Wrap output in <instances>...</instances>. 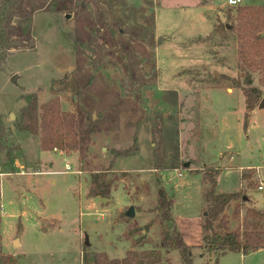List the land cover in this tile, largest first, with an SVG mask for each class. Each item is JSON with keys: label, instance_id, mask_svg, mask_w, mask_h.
<instances>
[{"label": "rangeland", "instance_id": "rangeland-1", "mask_svg": "<svg viewBox=\"0 0 264 264\" xmlns=\"http://www.w3.org/2000/svg\"><path fill=\"white\" fill-rule=\"evenodd\" d=\"M25 7L33 21L27 45L13 49L0 71V254L16 264H82L83 253L96 250L122 258L131 248L124 224L142 228L153 219L144 248L158 247L160 183L175 202L170 225L176 229V218L191 263L214 264L201 240L203 170L219 169L216 195L238 196L223 211L222 231L241 233L251 207L264 213L257 190L264 106L248 113L233 87L232 35L225 42L205 36L228 22L227 0H25ZM28 94L40 106L57 99L77 132L88 134L84 149L43 151L37 137L17 130ZM97 172L111 185L108 198L87 195ZM167 264H183L178 250ZM217 264H264V250L227 252Z\"/></svg>", "mask_w": 264, "mask_h": 264}, {"label": "trees", "instance_id": "trees-1", "mask_svg": "<svg viewBox=\"0 0 264 264\" xmlns=\"http://www.w3.org/2000/svg\"><path fill=\"white\" fill-rule=\"evenodd\" d=\"M226 17L228 22L217 21L206 40L218 34L225 42L229 39V35H232L237 46L239 70L233 87L240 89L244 94L245 110L249 113L262 100L259 89L252 86L253 75H257L259 83L264 86V4L232 7L228 10ZM32 26L33 21L25 7V0H0V71L13 49L25 48L27 43L24 42L23 35L28 33V30H32ZM24 99L26 106L20 110L17 130L37 137L39 147L43 151L58 150L69 154L84 149L89 141L88 134L81 136V132H77L74 116L63 111L57 99H50L41 106L38 105L35 94H28ZM160 127H156L155 134H160ZM2 128L0 122V131ZM218 172V168L203 170V179L208 184V190L204 192L208 214L201 225L202 248L216 255L214 264H217L219 256L227 252H239L246 255L264 249V213L253 207L245 211L241 233L222 231L223 211L238 196L235 193L232 195L214 193ZM89 183L88 197L108 198L111 185L106 181L104 173H91ZM157 198L158 213L156 215L164 223L163 230L160 231L161 239L158 249L142 251L133 249L145 243L147 234L154 224L155 219H153L142 228L129 227L126 230L124 237L131 240L132 250L127 251L124 258L109 259L104 252L94 254L84 252L82 264H162L161 249L166 252L178 250L182 263L192 264L190 246L183 242L179 231L171 225H166L167 222L172 223L170 213L174 202L160 183H158ZM0 264H16V259L0 254Z\"/></svg>", "mask_w": 264, "mask_h": 264}, {"label": "crops", "instance_id": "crops-1", "mask_svg": "<svg viewBox=\"0 0 264 264\" xmlns=\"http://www.w3.org/2000/svg\"><path fill=\"white\" fill-rule=\"evenodd\" d=\"M211 33V32H210ZM209 33V34H210ZM209 34H207V35H205V36H207L208 37V35ZM167 46V45H166ZM163 48V47H162ZM162 48H160V49H162ZM160 49H158L157 50V52L159 53L161 50ZM228 91L229 90H226V92L228 93ZM233 92V88L231 89V92L230 93H228V94H231ZM197 172H192L191 174H196ZM21 174V173H20ZM22 175V174H21ZM217 185H218V183H217ZM216 188H217V186H216ZM175 203V202H174ZM174 203H173V205H174ZM173 205H172V208H173ZM172 208H171V212H172ZM134 215H135V213H134ZM173 218H174V215H173ZM174 221H175V226H176V229L178 230V222H177V219L176 218H174ZM126 228H127V225L126 224H124V231L123 232H125L126 231ZM141 228V227H140ZM147 237H148V234H147ZM201 238H202V233H201ZM17 240V239H16ZM16 240H14V242L16 241ZM202 240V239H201ZM18 241V240H17ZM148 240L146 239V241H145V243L141 246V247H136V248H133L134 250H137V251H142V250H150V249H153V248H155V249H158V247H150V249L149 248H144V247H146L147 245H148ZM18 243H19V241H18ZM201 244V243H200ZM199 244V245H200ZM198 245V246H199ZM89 246H90V244H89ZM197 246V247H198ZM130 250H132L131 248H128V250L127 251H130ZM262 250H264V249H262ZM126 251V252H127ZM161 251H162V254H163V260H162V264H167L168 263V260L170 259V255H171V251H164L163 249H161ZM99 252H102V251H95V252H93V253H99ZM126 255V254H125ZM108 256V255H107ZM125 257V256H124ZM124 257H122V258H124ZM108 258L109 259H114V258H110L109 256H108ZM122 258H118V259H122Z\"/></svg>", "mask_w": 264, "mask_h": 264}, {"label": "water", "instance_id": "water-1", "mask_svg": "<svg viewBox=\"0 0 264 264\" xmlns=\"http://www.w3.org/2000/svg\"><path fill=\"white\" fill-rule=\"evenodd\" d=\"M67 18H69V15L67 16ZM214 77H215V78H218V74H217L216 72L214 73ZM15 79H16V76H12V77H11V81L14 82ZM263 106H264V100H261L260 103H259V105H258V108H262ZM11 117H12V116H11ZM184 167L188 169V168H189V163H185V164H184ZM188 171H190V170L188 169ZM105 200H106V199H105ZM127 216H129L130 218H132V217L135 216V215H134V207H133V206H132L131 208H129V210H128V212H127ZM170 224H171V222H168V223H167L168 226H170ZM85 245H88V242H87V241L85 242Z\"/></svg>", "mask_w": 264, "mask_h": 264}, {"label": "built area", "instance_id": "built-area-1", "mask_svg": "<svg viewBox=\"0 0 264 264\" xmlns=\"http://www.w3.org/2000/svg\"><path fill=\"white\" fill-rule=\"evenodd\" d=\"M239 5H241V0H227V6L228 7L229 6L230 7H237ZM65 166H66V170L67 171L71 170L70 166H68V165H65ZM257 190L260 193L264 194V183L263 182H261L260 185H258Z\"/></svg>", "mask_w": 264, "mask_h": 264}]
</instances>
